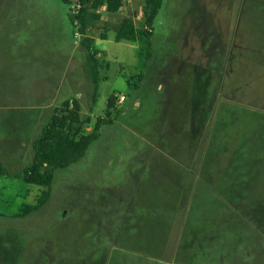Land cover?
Returning a JSON list of instances; mask_svg holds the SVG:
<instances>
[{
    "label": "rangeland",
    "instance_id": "obj_1",
    "mask_svg": "<svg viewBox=\"0 0 264 264\" xmlns=\"http://www.w3.org/2000/svg\"><path fill=\"white\" fill-rule=\"evenodd\" d=\"M123 1L120 13L102 8L91 21L100 54L93 103L73 2L0 0L5 169L32 165L30 141L67 101L91 118L86 132L99 118L111 123L79 163L55 171L40 211L0 216V264H264V0H163L153 27L144 0ZM203 11L221 22L219 50L211 28L199 33L201 49L187 39ZM125 17L136 42L115 41ZM217 52L215 73L207 57ZM47 190L0 188V214L35 205Z\"/></svg>",
    "mask_w": 264,
    "mask_h": 264
},
{
    "label": "trees",
    "instance_id": "obj_2",
    "mask_svg": "<svg viewBox=\"0 0 264 264\" xmlns=\"http://www.w3.org/2000/svg\"><path fill=\"white\" fill-rule=\"evenodd\" d=\"M82 9L77 16L70 15L71 23L79 25V32L84 37L83 45L86 48V60L89 74L94 84L93 103L96 102L98 92L99 52L95 49V40L89 36L91 21H99L102 16L100 10L105 8L111 15L120 13L124 7L123 0H80ZM143 16L145 25L153 27L162 8L163 0H144ZM69 6V0H63ZM148 39L151 34L147 35ZM138 30L133 18L125 17L121 20L116 31V42H136ZM115 98L111 97L108 107L114 106ZM110 115V114H108ZM92 120L83 116L78 100L65 102L56 108L51 121L43 128L41 136L33 142L34 158L30 167L24 170L21 176L28 185L44 187L48 190L38 199L35 205H26L18 218H26L34 212L40 211L51 197V187L54 174L58 169H67L79 163L86 155L91 145L100 138L101 129L111 123L107 119L99 118L92 132H86V127ZM8 171L0 162V179L8 176Z\"/></svg>",
    "mask_w": 264,
    "mask_h": 264
},
{
    "label": "crops",
    "instance_id": "obj_3",
    "mask_svg": "<svg viewBox=\"0 0 264 264\" xmlns=\"http://www.w3.org/2000/svg\"><path fill=\"white\" fill-rule=\"evenodd\" d=\"M251 12H252V10H251ZM207 16V14L206 13H204V11L203 12H201L200 13V22H198V23H196V25H197V28H195L194 26H195V24L194 25H192V28L190 29V33H189V36H188V38L187 39H190V40H193V42H194V45H193V47L195 48V50H197V49H201V48H203L204 47V42L201 40L202 39V36L199 34V33H201V32H203L202 30L203 29H207V31L210 29V32H212L213 34H215V36H213L214 37V39L216 40V44L214 43V41L212 42V46L211 47H213V48H217L218 50L220 49V38H221V33L223 32L221 29H222V27L220 28V26H221V22L220 21H215V18L213 17V19L209 16V14H208V16L210 17V21H205V17ZM249 28L250 27H247V30H249ZM248 32H250V31H248ZM212 36V35H211ZM210 36V39L212 38ZM218 53L219 52H217V58L216 59H214V57H215V53H213V55H212V58L211 59H209V57H207L208 58V65H210L211 67H210V71H212V72H215V73H218L219 71H220V58H219V56H218ZM100 55V54H99ZM99 55H98V57H99ZM97 57V58H98ZM214 60V61H213ZM230 61L232 62V58L230 59ZM203 62H204V60H201L200 61V63L199 62H197V72H198V68H200L199 66L201 65V66H203ZM205 63V62H204ZM85 69H86V71L89 73V71H88V68H87V63L85 64ZM202 70H204V69H202ZM72 81H74V80H72ZM75 82V81H74ZM74 82H72V83H70L69 85H68V87L70 88L71 86H73L74 85ZM67 87V88H68ZM57 93H55V95L54 96H57L58 95V93H60V92H62V90H64V86L62 85V86H60V84L58 85V86H56L55 87V89H54ZM21 95H23V96H28V94H21ZM47 95V93H45L44 91H40V92H38V93H33V95H31V96H34V97H41V96H46ZM49 95V94H48ZM37 97V98H38ZM126 102V101H125ZM125 102H123V103H125ZM54 108V107H53ZM54 111H55V109H54ZM54 113V112H53ZM35 140H33V141H30V144H32L33 145V142H34ZM154 160H155V158H154ZM0 162L2 163V165L3 166H5L4 164H3V162L1 161V159H0ZM27 167H29V166H27L26 165V167H24V168H22V169H20V171H13L12 173H9V171H8V176H5V177H2L1 179H0V188L2 189V190H5V191H7L10 187H13V186H15V187H19L20 188V191L23 193V194H26L27 196H28V194L32 191V185H28L24 180H23V178L21 177L22 175H23V173H24V170L27 168ZM95 189L93 188V187H88V188H85V193H87V194H91L93 191H94ZM120 191H123V192H125L124 191V189L123 188H121V190ZM91 199H90V201L92 200V197H90ZM20 214V212L19 213H16V214H13V215H11V216H5V215H3V214H0V216H3V217H8V218H11V219H15V220H19V219H21V218H18L17 216ZM29 217V216H28ZM89 219V221L88 222H92L91 221V218H88Z\"/></svg>",
    "mask_w": 264,
    "mask_h": 264
},
{
    "label": "built area",
    "instance_id": "obj_4",
    "mask_svg": "<svg viewBox=\"0 0 264 264\" xmlns=\"http://www.w3.org/2000/svg\"><path fill=\"white\" fill-rule=\"evenodd\" d=\"M70 1V5L72 4L73 2V14L72 16H77L80 12V10L82 9V4H81V1L80 0H69ZM78 24V22H76V25ZM126 99H125V96H122L120 98V102H124Z\"/></svg>",
    "mask_w": 264,
    "mask_h": 264
}]
</instances>
